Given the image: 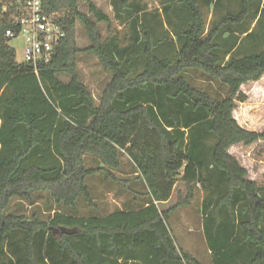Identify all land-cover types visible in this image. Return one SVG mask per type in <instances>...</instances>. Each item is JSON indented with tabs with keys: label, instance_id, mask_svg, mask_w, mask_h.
<instances>
[{
	"label": "trees",
	"instance_id": "obj_1",
	"mask_svg": "<svg viewBox=\"0 0 264 264\" xmlns=\"http://www.w3.org/2000/svg\"><path fill=\"white\" fill-rule=\"evenodd\" d=\"M17 1L0 0V264H203L168 223L198 190L208 264H264V179H250L228 152L264 140V130L232 114L246 99L240 86L264 75V0H235L234 8L230 0H160L151 12L141 0H109L111 18L93 0H41L65 36L36 72L16 61L15 36L5 34L18 31L14 16L26 0ZM112 21L128 29L123 40ZM84 53L109 75L97 102L79 74ZM189 71L225 94L193 85ZM122 154L144 192L116 174ZM96 175L122 182L137 206L78 214L80 196L95 206L86 181ZM178 184L184 192L177 187L176 202L161 208ZM39 196L56 207L46 218L8 211L13 199Z\"/></svg>",
	"mask_w": 264,
	"mask_h": 264
},
{
	"label": "rangeland",
	"instance_id": "obj_2",
	"mask_svg": "<svg viewBox=\"0 0 264 264\" xmlns=\"http://www.w3.org/2000/svg\"><path fill=\"white\" fill-rule=\"evenodd\" d=\"M93 1L112 17V11L109 9V0ZM141 1L146 3L148 12L161 7L160 0ZM226 3L228 4L229 1ZM230 6L233 8L236 7L235 0H230ZM79 9L81 11H86V4L79 2ZM204 18L205 27L207 29L210 22L215 19L212 6L204 8ZM161 20L163 21L164 18ZM98 26L102 35H106V25L104 23H99ZM112 27L119 31L121 39L123 40L128 29L124 25L118 24L116 21H112ZM155 27L157 26L155 25ZM76 42L80 47H84L88 44L85 33L79 23L76 24ZM9 45L15 51L16 61L23 62L24 37L19 35L12 38L9 41ZM77 65L81 80L88 86L94 98L97 99L105 83L108 81L109 75L101 69L97 59L91 54L84 53L80 55L77 60ZM187 75L193 85L207 90L213 95L220 94L222 96L225 94L223 86L218 82L195 71H189ZM61 79L65 80L66 77L61 76ZM239 90L246 96V99L236 102V106L232 112L236 121L239 125L249 130H264V75L257 81H249L242 84ZM228 152L246 168L249 178L259 183L264 179V140H258L250 145L238 143L232 145L228 149ZM121 160L123 164L122 169L117 171L116 174L120 178H132L128 185L136 191L144 192L145 188H143L139 182L134 181L133 177L135 174L131 172L132 164L130 161L124 154L121 155ZM86 164L89 166L95 165L93 159L90 158L89 155L86 157ZM86 182L92 193V201L95 206L89 208L83 197L80 196L77 201V212L80 215H102L115 210L137 206V203L134 204L131 202L133 194L127 191L126 186L122 182H111L97 175L87 178ZM177 187L184 192L182 184H178L169 201L160 204L161 208H166L176 202L179 191ZM201 198L202 192L198 190L195 192L190 205L180 207L174 211L170 215L168 223L178 246L191 253L201 263L208 264L211 256L209 255L208 244L202 228ZM35 200L34 203L29 204L23 200L13 199L8 211L24 213L26 215H29L32 211H37L46 218L48 214L53 212L56 208L54 205L48 203L45 196L36 197Z\"/></svg>",
	"mask_w": 264,
	"mask_h": 264
},
{
	"label": "built area",
	"instance_id": "obj_3",
	"mask_svg": "<svg viewBox=\"0 0 264 264\" xmlns=\"http://www.w3.org/2000/svg\"><path fill=\"white\" fill-rule=\"evenodd\" d=\"M20 0L17 1V4ZM6 7H3V11ZM18 31L11 29L5 31L6 36L24 37L23 62L29 63L36 72L37 65L48 63L53 58L55 47L65 36L62 27L54 22L51 16L41 11V0H26L23 8L14 16Z\"/></svg>",
	"mask_w": 264,
	"mask_h": 264
},
{
	"label": "crops",
	"instance_id": "obj_4",
	"mask_svg": "<svg viewBox=\"0 0 264 264\" xmlns=\"http://www.w3.org/2000/svg\"><path fill=\"white\" fill-rule=\"evenodd\" d=\"M95 3V2H94ZM109 3V2H108ZM96 4V3H95ZM99 7V6H98ZM100 8V7H99ZM109 9L112 11V9H111V6L109 5ZM105 13H107V12H105ZM108 14V13H107ZM109 15V14H108ZM110 16V15H109ZM110 18H111V16H110ZM95 100H96V102H97V99L95 98ZM251 179V178H250ZM252 180H254V179H252ZM167 201H169V200H167ZM167 201H165V202H163L162 204H164V203H166Z\"/></svg>",
	"mask_w": 264,
	"mask_h": 264
},
{
	"label": "water",
	"instance_id": "obj_5",
	"mask_svg": "<svg viewBox=\"0 0 264 264\" xmlns=\"http://www.w3.org/2000/svg\"><path fill=\"white\" fill-rule=\"evenodd\" d=\"M1 8H2V7H1V3H0V11H1Z\"/></svg>",
	"mask_w": 264,
	"mask_h": 264
},
{
	"label": "bare ground",
	"instance_id": "obj_6",
	"mask_svg": "<svg viewBox=\"0 0 264 264\" xmlns=\"http://www.w3.org/2000/svg\"><path fill=\"white\" fill-rule=\"evenodd\" d=\"M2 7V6H1ZM1 11H3V7L1 8Z\"/></svg>",
	"mask_w": 264,
	"mask_h": 264
}]
</instances>
